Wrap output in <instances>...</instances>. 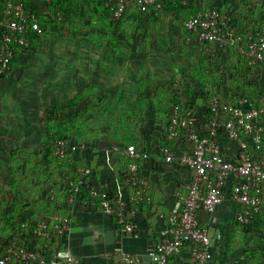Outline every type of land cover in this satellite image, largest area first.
Wrapping results in <instances>:
<instances>
[{
    "label": "built area",
    "instance_id": "built-area-1",
    "mask_svg": "<svg viewBox=\"0 0 264 264\" xmlns=\"http://www.w3.org/2000/svg\"><path fill=\"white\" fill-rule=\"evenodd\" d=\"M49 1V0H48ZM111 20H118L125 9L135 5L139 12L153 7L158 0H101ZM202 42L210 44L203 50L213 59L224 60L234 49L247 66L264 73V19H257L246 30H238L232 17L216 8H200L184 22ZM32 31L41 35L38 12L23 0H3L0 10V75L10 69L17 46L28 48ZM244 36V37H243ZM263 86L259 85L258 89ZM208 108L189 110L185 116L176 108L169 122L164 144L158 154L169 164H179L188 171L181 190L168 213L156 242L143 254L129 251L126 240H138L147 234L146 225L139 220L140 204L148 202L146 190L149 178L144 162L150 151L134 144H108L103 148L107 166L129 159L122 171L109 182H91L90 165H76L74 174L66 176L62 201L55 194L50 198L56 206L72 208L77 202L88 210L101 209L108 214L116 233L118 245L103 257L115 259L116 264H209L212 236L201 222L198 212L213 213L226 201L240 206L236 219L249 224L264 212V95L218 97L211 94ZM56 146L61 157L67 153L89 154L95 146L70 139H59ZM53 219H32L36 227L25 241L10 238L0 249V264H86L83 256L68 247L66 235L71 229L68 213ZM33 248H28V245Z\"/></svg>",
    "mask_w": 264,
    "mask_h": 264
},
{
    "label": "rangeland",
    "instance_id": "rangeland-1",
    "mask_svg": "<svg viewBox=\"0 0 264 264\" xmlns=\"http://www.w3.org/2000/svg\"><path fill=\"white\" fill-rule=\"evenodd\" d=\"M221 1L226 0L218 4ZM253 1L243 5L242 0L243 6L234 10L233 18L243 19L248 5L252 13L256 11L254 20L263 16L264 4ZM79 2L76 5L80 8ZM213 2L198 0L197 6L207 8ZM36 9L48 14V8ZM92 9L89 19L78 25L79 32L87 34L85 39L45 31L32 55L0 77V206L12 208L14 214L22 212L21 222L32 213L35 215L30 218L53 219L56 211L51 212L47 196L58 192L63 196L64 170L47 164L44 158L53 108L79 97L77 108L92 119L86 131H93L99 123L108 135L141 138L151 151L157 147L156 116L168 103L166 86L180 87L183 73L201 54L202 41L185 34L182 20L173 15L160 12L143 19L131 11L116 27L99 15L97 8ZM104 103L109 104L108 111L99 109ZM131 115L136 117L132 120ZM103 142L104 147L112 143ZM3 210L0 207V220ZM26 222L6 230L0 224V241L21 237L26 242V233L21 230ZM249 224H242L236 216L230 224L227 243L236 256L243 248V233L248 228L259 230Z\"/></svg>",
    "mask_w": 264,
    "mask_h": 264
},
{
    "label": "trees",
    "instance_id": "trees-1",
    "mask_svg": "<svg viewBox=\"0 0 264 264\" xmlns=\"http://www.w3.org/2000/svg\"><path fill=\"white\" fill-rule=\"evenodd\" d=\"M25 3H28V0H23ZM77 1L80 4V8L76 5ZM162 3V7L158 10H155L153 7L149 8L147 12H139L135 5L127 7L123 15L116 21L110 19V14L102 4L101 0H49L48 14H43L38 12L39 24L42 27L43 31H53L58 33H66L69 37L74 39L86 38L87 34L79 32L78 25L80 22L83 23L84 20H88L89 16L93 11L92 7L97 8L99 15H101L107 22L113 23L114 26L118 27L121 23L123 17L134 12L140 14L143 19H149L147 16L157 15L160 12L171 14L174 17L182 20L183 32L189 35H195L192 31H189L184 26V21L194 12L199 10L197 6L198 0H158ZM238 4L242 0H234ZM252 0H244V4ZM254 0L253 2H255ZM261 4H264V0H259ZM229 2V1H228ZM212 3V2H211ZM214 3V2H213ZM3 2H1V5ZM88 5V6H87ZM91 7V10L90 8ZM211 7L218 9L221 12H226L229 16L232 17L233 25H235V19L233 18L234 10L228 7L227 1L222 2L221 4H211ZM232 12V13H231ZM254 14V13H253ZM257 19H264V15ZM79 21V22H77ZM79 23V24H78ZM80 27V26H79ZM244 37V36H243ZM40 39V35L35 31H32L29 35L30 46L25 48L23 46H17L14 50L13 58L10 62V69L0 75V77H5L9 72H11L14 66L23 58L30 57L33 53V49L36 46V43ZM201 54L197 59V63H194L191 68L185 71V76L183 79H180V87L176 86H166L168 88V103L163 105V110L161 115L156 116V131H157V148L161 147L166 139L167 130L173 111L177 108L180 112V115L185 116L186 112L189 110L200 111L202 108H208V102L211 94H216L218 97L222 98L225 96H231L233 94L237 95H248L252 97L264 95V75L257 74L255 67L247 66L246 60L239 55L234 49L230 50V56L225 58L223 62H220L219 59H213L206 52L204 48L210 44L206 42H201ZM207 83H210L209 85ZM261 83V84H260ZM258 84L263 86L258 89ZM217 85L215 88L213 86ZM183 89V90H180ZM182 91V92H181ZM81 94V93H80ZM90 96V95H89ZM79 98V97H78ZM74 98L68 103H63L56 106L52 109L50 113V118L53 119L52 124L47 126V149L44 151V158L46 163H53L56 168L64 170V175L73 176V168L76 165H84L86 153H67L65 156L61 157L59 155L58 147L56 146V141L59 139H70L77 142H83L86 145L95 146L98 143V139L106 138L105 140L112 142V144H117L119 146H126L129 144H134L135 146L145 147L144 140L141 138H133L132 136H115L103 132V127L95 124L94 127H97V130L94 128L90 132L85 130V126L92 124V119L90 114L84 115V109L77 108V100ZM82 98V96L80 97ZM108 98V97H106ZM118 99L121 97L117 96ZM110 103V102H109ZM112 101L110 105H112ZM115 106V105H114ZM97 108V105L95 106ZM99 109L109 110V104L104 103V105L98 106ZM102 107V108H101ZM133 106V108H138ZM161 107V108H162ZM113 111V109H110ZM136 116L131 115V119ZM130 124V122H128ZM102 125H105L103 123ZM82 126V127H81ZM92 125H89L91 127ZM105 135L106 137H104ZM134 135V134H133ZM88 157V156H86ZM89 158V157H88ZM117 167L120 171L129 163V159L124 156H119V161H117ZM65 183V180H64ZM62 192V191H61ZM57 200L62 201V197L58 193H54ZM57 194V195H56ZM47 205L52 210H58L59 212L65 213V207L56 206V201L47 196ZM140 206H145V202L141 203ZM4 210L2 211L3 215L1 217L2 229H11L21 225L22 222L27 221L25 227H22V231L26 233V238H30V232L33 228L36 227V223L32 222L30 218L35 215L32 213L29 217L26 216L24 221H19L23 216L22 212L18 214L13 213L12 208L0 206ZM35 217V216H34ZM2 236H0V240ZM6 244V241H0V249ZM28 245V243H26ZM28 248H33V246L28 245ZM175 259V258H173Z\"/></svg>",
    "mask_w": 264,
    "mask_h": 264
},
{
    "label": "crops",
    "instance_id": "crops-1",
    "mask_svg": "<svg viewBox=\"0 0 264 264\" xmlns=\"http://www.w3.org/2000/svg\"><path fill=\"white\" fill-rule=\"evenodd\" d=\"M213 1L217 4L219 2V0ZM226 1H229L228 7L233 10L243 6L234 0ZM1 2L3 0H0V10ZM28 2L35 8H48L45 0H28ZM246 9L243 19L234 18L237 19L236 28L240 31L248 29L254 21L253 10L249 8V5ZM43 33L39 40H42ZM103 141L105 140L98 141L95 148L86 155L89 158L85 156L84 159L85 164L93 169V173L89 176L91 182H109L120 169L117 167V161L111 166L105 163ZM144 171L150 182L146 190L148 202H145V206H140L138 218L146 225L147 234L138 240L128 239L123 245L129 251L138 254H143L146 247L158 240L164 224L163 217L174 205L181 190V183L188 177V171L184 166L164 162L158 154L157 147L151 149L150 158L144 162ZM239 209L240 206L237 203L226 201L219 204L213 213L203 210L198 212L199 219L208 227L212 236L209 264H264V212L254 219L255 222L252 220L254 224H249V226L252 224L259 227V230L248 228L247 232L243 233V248L237 252V256L235 250L228 248L227 236L230 233V224ZM65 213H68L71 220V229L66 235L68 247L83 256L86 264H116L115 259L103 257L107 251L118 245L111 217L101 209L88 210L81 202H77L72 208L65 209ZM100 247L102 249L99 250ZM176 261L177 259H173L172 264Z\"/></svg>",
    "mask_w": 264,
    "mask_h": 264
}]
</instances>
